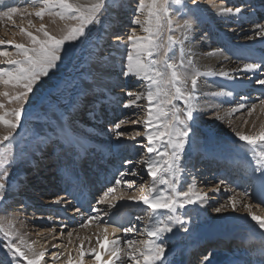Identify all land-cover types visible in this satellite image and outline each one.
I'll use <instances>...</instances> for the list:
<instances>
[{"label":"bare ground","instance_id":"bare-ground-1","mask_svg":"<svg viewBox=\"0 0 264 264\" xmlns=\"http://www.w3.org/2000/svg\"><path fill=\"white\" fill-rule=\"evenodd\" d=\"M187 1L188 0H186V2ZM125 2H129V0H125ZM222 2L223 0H216L217 4H221ZM4 3L9 4L10 0H4ZM198 3L201 9L199 15L203 18L204 22L193 31L190 40L185 41V62H187L188 56L190 55L193 63L189 68L195 67L202 73H207L209 71L219 73L225 71L230 73L231 78H225L218 74L198 77V86L193 103L198 105L199 110L194 114V123L204 130L209 128L219 137L227 136L235 140L238 145L237 148H240L239 150L241 153V155H237L241 157H236V160H232L229 157L230 155H213L214 157H211V154H205L204 157H200V154H198L194 157L192 156L188 159L186 169L195 166L199 160L198 164L200 165L201 161H203V166L205 165V167L196 172L195 176L193 174L192 178H190V171H185V176L182 177L183 182L180 183V186L189 183H194L196 185L200 182L204 184L211 181L213 185H219V189L215 191L213 195L208 196L203 203L197 202L196 204L187 205L188 211H192L193 220L197 221L195 224L198 225V221L202 220V225L199 224L198 226H204L205 223L219 226L220 233H217L218 236H215L219 237V235H225L226 237L222 236L217 239H220V241L226 239L227 243H231L232 241L241 243V247L235 250V252L227 250L211 251V264H255L252 260H256L261 251L247 249L245 245L251 242H253L252 244H256V242L261 243L260 240L262 241L264 238H259L260 240L257 241V238L250 234L243 235L238 233V227L240 229L248 227L250 222L243 219V212H236V210L241 209L243 205H248V202L242 205V200L247 199L248 201L249 198H247V195L243 197L241 194L244 193L240 192L238 189L249 186L251 182L255 181L252 179V176L257 173L255 174L253 172L254 169L248 166L249 164L246 165L247 162L255 159L251 152L247 151L248 146L243 141H239L236 132H240L244 135H255L260 128L264 126V111H262L260 107V100L264 99V86L258 84L253 85L255 78H264V69L257 71L252 80L248 79V76L252 75L251 73L240 71L246 62L258 61L264 58V37L255 36V32L257 31L256 25L258 23L264 24V0H226L225 6H239L242 8L243 14L239 17L234 15L219 17L217 15V9L213 7L208 0H198ZM123 4L125 5V3ZM188 6L192 7L191 4H188ZM125 7L129 9L127 4ZM121 11L123 10L119 6V1L115 0L113 5L108 8L106 17L104 18L106 26L99 34L100 40L96 42L93 54L87 58L82 69L84 73L81 77L79 87L85 95L83 100H85L87 104L92 103L89 107L94 110L91 111V109L88 108L86 110V115H95V121L101 119L102 122L103 115L109 114V116H111L113 111L119 112L118 110H122L120 115L123 116L127 113H134L138 111V109L147 106V101L141 100L138 101L139 107H123V102L129 99L126 95V91L143 92L145 88L142 86V81H138L134 77L125 78L121 75L120 58L124 56L123 63H126V42L128 35L131 34L130 27L128 28V26H126V23H130L128 20H131L130 12L126 13V11H124L122 14L118 15ZM122 15L125 16L123 19ZM176 19H179V17H176ZM23 20L28 22L26 19ZM119 20H121L122 26L120 28L125 29H123L121 33L118 30L115 31L116 29L113 30L115 28L114 23L119 22ZM11 21L14 22V20ZM54 24L55 26L45 27L50 34H58L59 30L64 27V25ZM123 24L125 26H123ZM8 26L5 20H0V27L3 28L2 31L4 33H7L6 30L9 28ZM120 28L117 27V29ZM112 32H114V36H112ZM171 34L178 37L180 36V32L176 28L175 23L173 24V32ZM7 35L10 34L8 33ZM137 35L142 36L143 33L140 32L137 33ZM118 36L122 37L125 43L122 44L121 41L117 39ZM108 39L110 40L109 44ZM105 40H107L106 43H104ZM103 45H105V47ZM114 45H120V48H116ZM179 47V45L174 46L177 59H179ZM216 49H221V51L212 55ZM170 55H172V53H170ZM59 67H63L62 62L59 64ZM42 87H44V83ZM136 87L138 88L136 89ZM188 87L191 88L190 82ZM228 91L232 92L231 96L213 95L214 93ZM242 96L244 99H241ZM83 102L84 101L80 100H78V102H72L74 108L69 110V113H71L69 116L71 118H77L81 114V105H83ZM179 103H177L179 104L178 107L181 108L183 104L181 102ZM253 104H256L257 107L252 111L251 115H249L248 109H250ZM103 105L106 107L104 110L101 108ZM239 105H244V107L233 112L232 109L237 108ZM59 111L63 112L62 109ZM217 116L220 118L217 119ZM108 119L107 117V120ZM244 121H247V123ZM60 122V120L51 121V127L54 128V133L49 135V137L53 138V136H57V139L63 140L69 145L72 150L75 151V157L73 158L76 161L75 164L77 165L78 162H81L82 166L77 168L76 166L63 168L59 165L57 169H54L56 172H53L52 169V171L46 174V171L41 168H52L51 160L55 159L53 155L56 154V152L51 153V155L50 151L52 148L50 149L47 146L44 147V151H42L40 155L41 160L35 163L34 157L29 159V168L24 176L19 178L18 183L13 185L6 193L5 196H8L9 200L7 202L5 201V204L0 207V222L6 219H14V228L24 237L26 244H31L32 250L36 253L40 251L45 252V257L41 264H45V262L46 264H68L69 255L72 257V264H77V257L79 255L77 249L85 252L83 264H92L91 249L93 248L97 249L101 254L98 264H104V261L107 259L105 249L109 247V242L111 240L117 239L119 241V247L127 250V245L125 244L126 240L132 239L141 241L148 239V225L140 229V223H138L137 220L134 221L130 219V213H140L145 210L147 206L140 201L123 198L119 200H110L115 207L109 208L108 203H96L94 206H91L90 200L93 199L98 202L103 196V193L107 191H104L105 187L112 185L114 191L117 189L119 190L122 184L117 185L115 180L121 179L119 175L120 172H127L129 169L135 168L139 173L138 175L143 176L144 171L147 169L145 167L146 164L142 163V166L145 167L143 169L135 163V155L140 157V154L137 153L138 146L134 145V142L127 141V139L123 137L116 139V136H108L102 134L103 132L101 131L98 133L92 132L94 129L91 130V126L81 127L77 125L73 127ZM65 126L68 128L66 131H64ZM65 133H68V136ZM91 133H97L98 136L103 137V139L98 140L97 138L94 142L85 140L90 139ZM87 143L93 144L94 146L92 147L94 148H88L86 145ZM196 145L197 144H195V146ZM126 146L128 147V152L124 153V147ZM29 151L32 153L33 151L36 152V148H30ZM197 157H199L198 161H196ZM62 158L59 159L62 160ZM26 160H22L21 164H23V166ZM41 161H44L46 164L42 165ZM116 161L119 164H115L114 162ZM127 161H131V163H127ZM60 164H64V162H60ZM216 168H221L222 170H220L219 175L216 176L218 180L214 182L210 176H215ZM45 174L46 178L43 179V175ZM203 175L210 176L202 177ZM102 177L103 180H101ZM129 177L134 179L136 176L125 175L123 178L126 180V178ZM80 178H83V180L86 181L85 184L91 187L90 191H92V195H90V191L83 194V196L81 195L82 197L75 195L74 188L78 187L80 182L71 184L70 181ZM47 179H49V181ZM150 179L151 178H149V180ZM54 181L60 183L61 187L64 186V192L61 196L54 195L48 197L49 200L44 201L43 198L46 197V194L52 193L50 188L56 185ZM208 187H212L211 184H209ZM237 193L240 195L237 196ZM93 194L97 197L93 196ZM225 195L227 198H222ZM110 196L111 193L109 197ZM255 196V202H253L255 205L250 202L248 207L253 206L252 209L254 208L256 211L258 210L261 214H264V188H261L260 191L255 193ZM80 197H88V201L85 205H79L78 202L80 201ZM233 197H235L237 202L235 211H233L232 207L229 205L219 213L215 210L209 212L208 209L212 207L216 208V206L221 207L227 205L228 200ZM18 199H24L23 204L13 205V203L18 202ZM217 202L218 205H216ZM261 205L263 206L261 207ZM41 206V216L32 218L30 207L35 209ZM128 206L129 209L131 208V211L129 214H125L124 209ZM94 207L100 209L98 219L91 221L87 219L85 223L86 226H80L79 220L84 218L83 215H85V218L97 216V213L92 211ZM25 208L26 210H24ZM142 208L143 210H141ZM77 209H80V211H77ZM183 209H186V207ZM183 209H178V211H182ZM252 209L248 212V208H246L245 211H247L248 214L251 213L254 215L256 212ZM54 210L59 213L54 215ZM51 214L52 216L54 215L52 218H58V220L55 219L52 228L44 229V226L41 227V225L46 221H51L49 217ZM62 216L66 219H62ZM34 218L37 220H34ZM21 219H23V221H21ZM105 226L108 227L107 233L104 231ZM116 226H119L121 230L113 233L112 227ZM129 226H135L136 231L125 234L122 229ZM70 232L72 233L71 236L68 235ZM179 234L180 231L176 233L177 236H179ZM165 235H168V233ZM105 236H107V239H105ZM0 239H2V236H0ZM162 239L164 243L168 241L165 238ZM98 240L100 243H98ZM14 242L16 241L14 240ZM226 242L223 241L221 244L224 246ZM100 244H103L104 247L101 248ZM165 245L168 247L169 242ZM174 247L175 246L166 248L165 258L162 264H165V261L171 255L175 254L176 251ZM180 247L181 245H179V249ZM191 258H194V256ZM202 258L203 257L200 256L195 257L194 262L191 264H195L199 259V262H196V264H202ZM124 259L127 260L126 257H124ZM21 264H24V261L21 260ZM117 264H120V262H117ZM128 264H130V262H128ZM157 264H161V262H157Z\"/></svg>","mask_w":264,"mask_h":264},{"label":"snow or ice","instance_id":"snow-or-ice-1","mask_svg":"<svg viewBox=\"0 0 264 264\" xmlns=\"http://www.w3.org/2000/svg\"><path fill=\"white\" fill-rule=\"evenodd\" d=\"M115 0H35L32 3L33 11L28 8L11 6L0 0V20L7 19L11 21L17 14L21 16H35L43 20L45 15L58 17L65 21L64 27L58 34H50L43 23L38 28L28 20L29 28H35L37 34L19 28V34L27 38V44L16 43L13 40H0V45H10L14 51L0 50V65L5 68L0 69V97L7 100L9 104L16 106L10 110H5V104L0 103V125L7 129V134L0 137V143L9 142L6 152L0 153V202L5 199L6 193L11 188L10 169L14 166L16 160L11 150V141L13 134L21 125L27 106L33 104V97L36 102L42 98L38 95L43 86L45 77H48L63 59L70 57L72 48L67 46L86 37L95 26H106L105 17L108 8L113 5ZM192 7L188 6L186 0H138L135 13L131 19V25L139 26L142 36L137 35L136 28L131 29V34L127 37L126 63H123L124 56H121V75L125 78L134 77L143 82L145 91L132 92L126 91L129 99L123 102L124 108L139 107L138 101H147V113L144 123L143 136L147 141L145 145L149 156L141 163L147 166V175L151 178V183L147 186L141 185L140 194L133 192L127 198L142 202L147 206L148 217L145 223L148 225V239L136 241L128 239L125 241L127 250L119 247V241L113 239L109 242V247L105 249L107 259L104 264H157L163 262L165 258L166 245L163 237L166 233H172L173 227L177 224L183 226L184 220L178 214V209L185 208L186 205L203 203L206 200L205 195L194 192V186H190L186 192L177 191V183L180 181V173L183 171L181 164L182 156L185 152L186 144H194L196 132L193 127L195 113L199 110L198 105L193 103L196 96L198 77L203 75H220L225 78H231L229 72L221 71L219 73H202L192 65V58L189 55L185 62V41L190 40L193 31L204 21L199 15L201 9L198 0H190ZM210 4L217 9L219 17L236 16L243 14L239 6H225L226 0L217 4L216 0H208ZM179 17V19H176ZM180 32V36H174L173 24ZM93 26V27H90ZM255 36L264 37V24L256 25ZM121 43H125L122 37H117ZM179 45V59L176 58L174 46ZM120 48V45H114ZM216 49L212 55L220 52ZM172 53V55H170ZM264 69V58L258 61L246 62L240 71L251 73L248 76L252 80L255 73ZM189 82L191 88L188 87ZM255 83L264 86V78H255ZM123 91V89H122ZM217 96H231L232 92L214 93ZM241 99H244L242 96ZM179 101L183 104L180 108L175 103ZM244 105H239L232 111H238ZM257 107L253 104L248 109L249 115ZM261 110L264 111V99L260 100ZM220 117L217 116V119ZM139 120H133L132 123H139ZM247 123V121H244ZM123 120L115 123L114 127L116 139L127 135L119 131ZM151 129V130H149ZM136 132L129 139H135L140 136ZM239 141H243L247 146V151L251 152L256 161V168L253 170L258 175H253L252 179L257 181L264 188V126L255 135H244L236 132ZM131 163V161H127ZM138 171L133 168L127 172H120L121 179H116L117 185L125 184L128 189L133 187L135 181H124L125 175L137 176ZM159 185H164L160 188ZM219 188H213L215 192ZM114 191L113 187H108L107 191L99 199L98 204L108 203L109 208L115 207L108 199L110 193ZM240 194L237 193V196ZM246 196L247 193L245 192ZM121 199L124 198L122 195ZM59 202V201H58ZM231 206L236 210L237 202L235 197L228 200L227 205L215 208L217 213ZM248 208V205H245ZM80 211V209H77ZM97 213L96 217L89 216L88 220L98 219L100 209L93 208ZM251 215V220L255 221L264 236V219L256 215ZM14 219H6L0 222V264H41L44 260L45 252L36 253L32 250L31 244H26L24 237L14 228ZM86 224H82V227ZM121 229L119 226L112 227V232L116 233ZM105 233L108 227L104 228ZM127 233L136 231L135 226H129L122 229ZM69 236L72 233H68ZM107 239V236H105ZM14 240L16 242H14ZM159 241V242H158ZM98 243L100 241L98 240ZM103 248L104 245L100 244ZM79 255L77 264H83L85 252L77 249ZM100 252L91 249L92 264H98ZM264 256V249L261 251ZM127 258V260L124 259ZM46 264V262H45ZM68 264H72V257L69 255ZM202 264H211V253L203 255ZM259 264H264L261 259Z\"/></svg>","mask_w":264,"mask_h":264},{"label":"rangeland","instance_id":"rangeland-1","mask_svg":"<svg viewBox=\"0 0 264 264\" xmlns=\"http://www.w3.org/2000/svg\"><path fill=\"white\" fill-rule=\"evenodd\" d=\"M34 1L35 0H10L9 4L11 6L20 7L21 9L28 8V11H33L32 3H34ZM116 1H119V6L123 10V11L119 12L118 15L122 14V12H124V11H126V13L130 12V17L132 19L133 15L135 13V8L137 6L138 0H129V2H127V3L125 2V0H122L123 2L121 0H116ZM123 3H125V5L127 4V6H129V9L127 7H125V5ZM187 3L191 4L190 0H188ZM132 6H133V8H132ZM124 17L125 16H123L122 19ZM23 19H26V20L31 19L32 23L35 25L36 28H38L41 23H43L45 25V27L46 26H48V27L55 26L54 23H56L58 25H64L66 23L65 21H61L58 17L48 16V15H45L43 20H41L35 16L28 17L26 15L21 16L20 14H17L12 19V20H14V22L9 21L7 19H4L6 21V23L9 25L8 26L9 28L6 30L7 33H4L2 31L3 28L0 27V40H5V41L13 40L16 43L27 44V38L24 37L23 35L19 34V28L24 27L25 30L31 31V32H33V34H37V33L35 32V28H29L28 22L24 21ZM128 21H131V20H128ZM118 23L121 24V20H119ZM122 23H123V21H122ZM123 26H125V25L123 24ZM126 26H128V28L130 27L129 28L130 33H131L132 28H136L137 33H140L139 26L131 25V23H126ZM90 27H93V26H90ZM104 27L105 26H95L94 29L86 37H82V38H80V40L74 42L73 44L67 45V46L72 48L73 54L70 57L66 56L63 59V61H62L63 67H58L52 73H50V75L48 77H45L46 79L43 78L44 79V87H41L40 91L38 93V95L42 99L39 102H36V97L32 98L34 103L27 106V110L23 115L21 125L18 127L17 131L13 134L14 139L11 141V150H12V153L15 155L16 162H15L14 166L10 169L9 179L11 181L12 186L17 184L19 181V178L24 176L25 172L29 168V165H28L29 159H32L34 157L35 163H38L41 160L40 159L41 158V156H40L41 152L44 151L43 149L46 146L49 147L50 149L52 148L50 151V154L56 152V154H54L53 156L55 157L54 160L58 161L57 162L58 165L54 161H52L53 162V163H51L52 168H48V169L41 168V169L46 171V174H48L50 171H52V169H53V172H56L54 169L55 168L57 169L59 165H61L63 168L64 167L69 168V167H75V166L77 168L79 166H82L81 162L80 163L78 162L77 165L75 164L76 161L73 159L75 157L74 156L75 151H73L69 145H67L63 140L57 139L58 138L57 136H53V138L49 137V135L54 133V128L51 127L52 126L51 121H53V120L54 121L60 120L61 121L60 123H62V124L66 123L65 125H68V126L71 125L73 127H75L77 125H80L81 127L91 126L90 129L91 130L94 129L92 132L98 133L99 131H101V132H103L102 134L112 136V137L115 136V132L117 131L114 127L115 123H118L119 121L123 120L124 123L121 125V128L119 129V131L127 133V135H124L121 137L127 139V141L134 142V145L138 146L137 153L140 154V157H138V155L137 156L135 155V157H134V161H135V163H137V166H140L143 169L145 167L147 168V166H145V167L142 166L141 161L143 159L148 158L150 155L153 156V158H155L154 153L149 154L147 152L146 147H145V145L147 144V141L143 137V132H144L143 121L146 119L147 106L138 109V111H136L134 113H127L123 116L120 115L122 110H118L119 112L113 111L111 116H109V114H104V115L102 114L103 115V121L102 122H101V119H99L98 121H95V118H96L95 115H92V116L86 115V110L88 108L91 109V111H94V110H93V108L89 107V105H92V103L87 104V102H85V100H83V97H85V95L83 94V92L80 90V87H79L81 77L84 73L82 69L84 67L83 65L85 64L87 58L91 54H93L94 49L96 47V42H98L100 40L99 34ZM114 27H116V25ZM118 27H122V26H118ZM8 33L10 35H7ZM112 36H114V32H112ZM109 41L110 40L108 39V44L110 43ZM106 42H107V40L104 41V43H106ZM103 46L105 47V45H103ZM0 50L14 51V49L11 48V46L7 45V44L0 45ZM5 67H6L5 65H0V69L5 68ZM255 84L256 83L254 82L253 85H255ZM2 87L3 86H0V90H3ZM137 88L138 87H136V89ZM78 100L84 101L82 103L83 105H81L82 106L81 107L82 112H80L81 114L77 118H71L69 116L71 114V113H69V110L74 108V105L72 102H74V101L78 102ZM0 103L5 104V110H10L16 106L14 103L9 104L7 102V100H5L2 97H0ZM175 103L177 104V103H179V101H176ZM179 104H177V106ZM101 108H102V110H104L106 107H105V105H103ZM101 108H100V110H101ZM181 108H183V106ZM60 109H62L63 112H60L59 111ZM107 117L109 118L108 120H107ZM133 120H139L140 122L133 124L132 123ZM193 127H194L195 132H196L195 143L185 145V152H184L182 159H181V164L183 165V171L180 173L181 179L177 184V191L186 192L189 190L190 186H194V192L195 193L200 194V195L205 194V196L207 198L208 196L213 195L214 192L212 191V189L217 187L216 184L215 185L212 184V181L204 183V184H203V182H200L199 184H196V185L194 183H189L187 185H183V186L181 185L180 186V183L183 182L182 177L185 176V171H190V173H191L190 178H192L193 174L195 176L196 172H198L201 168L205 167V165L203 166V164L200 163V165L198 164V166L195 165V166H191V167L186 169L188 159H190L192 156L194 157L198 154H200L199 155L200 157L201 156L204 157L205 154H207V155L211 154L210 155L211 157L213 155L214 156H227V155L229 156L230 155L229 156L230 159L236 160L237 158L241 157V156H238L239 154L241 155V153L239 150L240 148H237L238 145L236 144L235 140L231 139L230 137H227L224 135H222L224 137H219L216 133L212 132L209 128L204 130L203 128L198 127L196 123H193ZM64 129H65L64 131L68 130V128H66V126L64 127ZM149 130H151V129H149ZM137 131L140 132L141 135L135 136L134 140L129 139V137L134 136ZM97 133H91L90 137H89L90 139H85V140H89V142L90 141L94 142L95 140H97V138H98V140L103 139V137H99ZM5 134H7V129L3 125H0V137H3ZM61 141H62V143H61ZM228 142H230V143H228ZM195 144H197V145L195 146ZM86 145L88 146V148L94 146L93 144H90V143H87ZM8 147H9V142L5 141V142L0 143V153L6 152ZM30 148H36V152H34V151H33V153L30 152L29 151ZM92 148H94V147H92ZM17 151H19V152H17ZM127 152H128V147L126 146V147H124V153H127ZM59 158H62V160ZM22 160L23 161L26 160L25 162L27 164L25 163L23 166V164H21ZM143 161H145V160H143ZM60 162H64V164H60ZM114 163L117 164L118 162L116 161ZM247 164H249L248 166L252 167V169L256 168V161L253 159L251 161L247 162L246 165ZM20 165H22V166H20ZM102 165H104V164H102ZM199 167H201V168L198 169ZM219 173H220V170H218V172H215L214 177H212L210 175H208V176L203 175L202 177H209L210 176L212 178V180L215 182L218 180V178L216 176L219 175ZM46 174L43 175V179L46 178ZM256 175H258V173ZM148 177L149 176L147 175V169H146L144 171L143 176L137 175L134 179H131L129 177V178H126V180L124 178H122V179H124V181H129V180L135 181V183L133 184V187L131 189H128L125 184H122L120 186L121 189L119 188L120 191L117 189L113 193H111L109 200H119V199H121L120 197L122 195L124 196V199H128L127 197L129 195H131L133 192L140 194L141 185L147 186L151 183V179L149 180L150 177L149 178ZM101 180H103V177L101 178ZM42 182H43V180H42ZM54 183L56 185H53L50 188L52 193L46 194V197L43 198L44 201L49 200L48 197H51L54 195L55 196H57V195L61 196L63 194L64 186L61 187L60 183H58L56 181H54ZM208 183L211 184L212 187H208L209 186ZM57 184H59V185H57ZM109 187H112V185ZM159 187L164 188L165 186L159 185ZM106 188L108 189V187H105L104 191L107 190ZM182 188H184V189H182ZM261 188L262 187L260 186V184L256 181L251 182L249 184V186L239 188L238 190L242 193L246 192L247 196H248L247 198H249L248 201H247V199L242 200V205L247 203V202H248L247 203L248 205H250V202L251 203L255 202L254 201L255 200L254 198L256 197L255 193H257ZM241 195L243 197H245L244 194H241ZM93 196H95V194H93ZM95 197H97V196H95ZM98 197H100V196H98ZM222 198L225 199L227 197L225 195ZM8 200H9L8 196H5L4 201L0 202V207L5 204V201L7 202ZM23 201H24V199H18V202L13 203V205H22ZM263 201H264V199H263ZM90 202H91V206H94L96 203H98L96 200H93V199H91ZM216 205H218V202L216 203ZM253 205H255V204L253 203ZM262 206L263 205H261V207ZM185 207H186V209H183L182 211H178V214L181 215L182 219L185 222L184 225L183 226H181L179 224L175 225L173 227V232L168 233V235H165L163 237V238L168 240V241H165V244H167L169 242L168 247L175 246L174 250L176 251L175 254L171 255L165 261V264H191L192 262H194L193 260L195 257H199V256L203 257V255L211 253V251L227 250V251H231V252L234 251L235 252V250H238V249H234L236 246H238V248L241 247V245H240L241 243H238L237 241H234L230 244V243L226 242V239H223L221 241H220V239H217V238L222 237V236L226 237L225 235H219V237H217L218 236L217 233L218 234L220 233L219 232L220 231L219 226H213V225H210L209 223H207V224L205 223L204 226H201L203 223L202 220L198 221V225L201 224L200 226L195 224L197 221L193 220L192 211H190V210L188 211L187 205ZM252 207L253 206L248 207V212H249V210L252 209ZM127 208L124 209L125 214H129L131 211L130 210L131 208L129 209V206ZM216 208H218V206H216ZM40 209H42V206L40 208H35V209H33V207H30V210L32 213V215H31L32 218L33 217L36 218V217L41 216L42 213H41ZM104 209H106V208H104ZM24 210H26V208ZM141 210H143V208ZM208 210H209V212H212L215 210V208L212 207ZM245 210H246L245 205H243L241 207V209H237L236 212L237 213L243 212L244 213L243 219H245V221L247 220L248 222H250V225L248 227H243L241 229L238 227L237 228L238 233L243 234V235H249L250 234L253 237H256L257 241L260 240L259 238H264V236H261L259 234L261 232V230H259V227L256 224V222L251 220V215H249L247 213V211H245ZM252 210L256 212L254 215L260 217L261 219H264V216H263L264 214H261V212H259L258 210H257L258 211V213H257L256 209H254V208ZM263 210H264V208H263ZM70 212H72V211H70ZM148 212H149V210L146 207V209L140 213H130V216H131L130 219H133L134 221L137 220L138 223H140L139 224V226H141L140 229H143L147 225L145 223V221L147 220ZM58 213L59 212L55 211V210L53 212L54 215L55 214L57 215ZM53 216L51 214L49 216L51 218V219L49 218L51 221H48V222L46 221L45 223H43L41 225V227L44 226L43 227L44 229L52 228L53 227L52 224L54 223L55 219L58 220V218H52ZM210 216H211V214H210ZM83 217L85 218V215H83ZM35 218H34V220H37ZM84 218H81L79 220L80 226H82V224H85L87 219H88V218H85V220H84ZM62 219H66V218H64L62 216ZM21 221H23V219H21ZM35 226L40 227L38 225H35ZM179 231H180V234H179V236H177L176 233ZM215 235H217V236H215ZM213 238H215V239H213ZM240 240H242V239H240ZM223 241L226 242V245H224L225 247L221 244V243H223ZM260 242L261 243H257V242H256V244L254 243L253 244L254 247H256L257 245L264 246V240H262V241L260 240ZM252 243L253 242H251V244ZM179 245H181L182 249H181V247L179 249ZM168 247H166V248H168ZM259 248H257V249H259ZM257 249H255V250H257ZM260 251H262V250L260 249ZM171 253H173V252H171ZM192 256H194V258H191ZM190 258H191V261L189 260ZM199 260H197L196 262H199ZM196 262H195V264H196Z\"/></svg>","mask_w":264,"mask_h":264}]
</instances>
